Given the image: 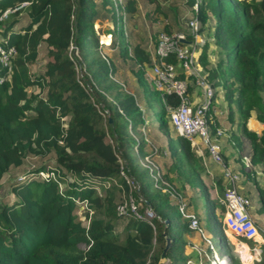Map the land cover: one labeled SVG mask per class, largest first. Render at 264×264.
<instances>
[{
    "label": "trees",
    "instance_id": "trees-1",
    "mask_svg": "<svg viewBox=\"0 0 264 264\" xmlns=\"http://www.w3.org/2000/svg\"><path fill=\"white\" fill-rule=\"evenodd\" d=\"M142 1L144 19L139 18L138 0H123L122 5L115 0H0V46L14 50L8 65L0 66V186L10 169L30 167L23 179L8 184L10 198L0 200V264H157L166 238L168 264H199L201 254L187 256L184 248L190 246L196 253L185 235L200 234L189 228L190 219L182 218L179 207L196 217L200 227L205 213V220L222 229L215 212L224 210L219 202L222 185L209 183L190 142L171 132L166 105L175 106L176 97L166 94L162 101L144 75L152 66L149 37L155 39L154 46L161 32L190 35L186 24L178 28V16L196 18L199 35L207 31L198 62L215 90L223 92L226 108L224 114L208 117L210 126L224 127L232 137L236 115L242 142L236 135L234 145L241 151L244 145L251 165L264 162V131L256 134L246 128L252 115L264 124V0ZM158 16L165 22L154 26ZM115 19L121 29L123 22V33L126 24L139 20V31L128 28L126 37L132 39L127 45L112 34L113 28L107 30L113 57H102L93 25ZM84 32L89 58L84 69L95 87L87 77L84 84L76 81L67 54L74 46L80 55ZM101 40L108 43V35ZM42 57L43 65L37 64ZM165 60L174 62L173 57ZM31 65L38 66L36 72ZM127 77L136 85L135 93L124 87ZM145 100L142 110L139 105ZM145 116L156 123L153 130L164 135L158 143L151 141L157 147L146 149L142 135L136 142L127 134V127L143 126ZM139 158L156 165L157 179L152 178L154 170L140 166ZM250 173H244L248 179ZM127 179L136 182L135 190ZM255 185L248 200L257 193L255 209L264 215V186ZM130 195L140 218L128 203L126 212L116 210ZM146 209L154 215L146 217ZM252 257L249 253L242 262L250 264ZM258 264H264V253Z\"/></svg>",
    "mask_w": 264,
    "mask_h": 264
},
{
    "label": "built area",
    "instance_id": "built-area-1",
    "mask_svg": "<svg viewBox=\"0 0 264 264\" xmlns=\"http://www.w3.org/2000/svg\"><path fill=\"white\" fill-rule=\"evenodd\" d=\"M196 6L197 4L194 3V10ZM186 25L191 35V40L188 44L182 43L186 39L182 32H172L171 34L161 32L158 35L156 43L150 49L152 66L145 72V75L162 96L172 94L176 97L177 103L175 106H166L170 124L181 136L189 140L194 148L198 144L196 141L200 142L207 156L220 166L224 181L223 192L219 198V202L224 206V211L222 212L223 230L224 232L227 231L233 234L234 241L231 242L232 250L239 260V263L244 264L239 249L244 244L247 252L253 256L250 264H254L260 260V249H258V245L262 240L259 237L256 224L249 213V200L238 191L237 183L239 175L224 165L220 155L221 137L224 134V129H212L206 118L214 95V89L204 74L201 73L197 61L198 46L202 43V39L197 32L199 22L193 17L186 21ZM108 40L110 41L109 35ZM101 42L104 46L108 45V43ZM13 53V48L5 49L0 46V66H7V57ZM67 54L73 61L76 81L80 85L84 84V75L86 72L78 51L74 46H69ZM167 57H173L174 62L166 61L165 58ZM176 66H179L182 70L183 78L178 76ZM189 79H192L194 87L200 91L201 98L197 102L190 99L188 91ZM86 91L90 92V88L87 85ZM243 159L245 165L249 166V160L246 157ZM41 175L45 177L44 174L41 173ZM130 182L131 184L133 183L132 181ZM129 205L133 211L132 203L130 202ZM122 209V206H118V213H122ZM179 210L182 216L189 217V228L198 231L204 241L209 244V239L199 228L196 217L184 214L182 205L179 207ZM144 215L146 217H152L154 214L150 209H146ZM134 216L136 218L141 217L136 212H134ZM193 248L197 253H200L195 245H193ZM210 251V264H215V262H218L219 257L211 246ZM186 263H190V261L188 260ZM199 264L201 263L199 262Z\"/></svg>",
    "mask_w": 264,
    "mask_h": 264
},
{
    "label": "rangeland",
    "instance_id": "rangeland-1",
    "mask_svg": "<svg viewBox=\"0 0 264 264\" xmlns=\"http://www.w3.org/2000/svg\"><path fill=\"white\" fill-rule=\"evenodd\" d=\"M116 1V3L118 4H120V5H122L123 4V0H115ZM157 1H159V2H164V0H157ZM178 3V7L180 6V1H177ZM138 4H137V8L140 10V16H139V18H141V19H144L143 18V13H144V8H143V1L142 0H138V2H137ZM122 13V12H121ZM119 11H118V17H119ZM188 17V15H184V16H178L176 19H177V22L179 21V23H177L178 24V28H180V29H185L186 28V21H187V18ZM122 21H124V19H123V16H122ZM174 21H175V18H174ZM173 21V22H174ZM111 22V21H110ZM139 20L138 21H131L130 22V24H129V26H127V24H126V29H125V32L123 33V31H122V29H124V24H123V22H122V29H121V21L120 20H118V19H115V21H113V22H111V23H108V22H103V23H101V24H99L97 21H95V23H94V25H93V28H94V31L96 32V35H97V37H98V45H97V53H98V55H100V56H104V57H106V58H109V57H113V55H111V52H112V49H111V47H110V44H109V46H104V45H102V42H101V39H100V35L102 34V33H106V34H108L109 36H110V34L107 32V30H112V28H113V30H112V34H114L115 36H117V39L120 41V42H125V41H127V45H128V42L130 41V39H132V37L131 38H127L126 36H129V34H128V28H130V30H132L131 32L133 33H135V32H137V31H139ZM143 22H144V24H147V22L145 21V20H143ZM161 22H165V19L164 18H162L161 16H158V18H157V20H155V21H153V25L155 26V25H160L161 24ZM171 22H172V18H171ZM108 24V25H107ZM151 27V26H150ZM119 32V33H118ZM126 33V34H125ZM160 34V33H159ZM158 34V35H159ZM207 34V31L204 29L203 30V32H202V37H203V39L205 40V36H207L206 35ZM153 36L155 37V32L153 33ZM156 38V37H155ZM153 40H155V39H151L150 37H149V42H148V47H149V49H147L148 51L153 47V44H152V41ZM206 41V40H205ZM86 42H87V33L86 32H84V34H83V37H82V43H81V46H80V56H81V58H82V61L85 63V66H87V62H89V58H88V55H87V47H86ZM129 47H130V45H129ZM211 50V49H210ZM211 53V52H210ZM209 59L211 60V63L213 64V62L215 63V61H214V59H213V57L212 56H210V54H209ZM197 60H198V57H197ZM216 60V59H215ZM45 61V57L43 58H40V60H38V62H37V64H39V65H43V62ZM36 64V65H37ZM36 65H31L30 66V70H31V72H36V70H37V67L38 66H36ZM200 71H201V73L202 74H204L203 73V71L200 69ZM86 74H85V77H87V78H89V80H90V77H89V74H88V71L86 70ZM120 72H121V70H117V79L121 82L122 81V77H121V75H120ZM204 76H205V74H204ZM148 79V78H147ZM149 80V79H148ZM190 80V79H189ZM209 82H210V84H211V81L210 80H208ZM90 82H91V80H90ZM119 82V83H120ZM92 84H93V86H94V83L93 82H91ZM190 85H192L193 87H194V85H193V81H192V79L190 80V84L188 85V87L190 86ZM95 87V86H94ZM128 91H130V92H134V89H136L137 87H136V85L133 83V81H132V79L131 78H129V77H127V80H126V85L124 86ZM215 89V88H214ZM216 92H217V95L215 94L214 95V100L213 101H215V98H217V96H219L220 94H221V92L220 91H218V89H216ZM135 93V92H134ZM149 97H150V95H148ZM146 100L143 102V104H141V105H139V106H141L140 108L143 110L144 109V107L146 106ZM99 106H101V104H99ZM167 119V118H166ZM144 120H145V124L143 125V126H135V128H133V129H128V127H127V134L131 137V138H133L134 139V141H139V138H142V136L144 137V139H146V142H144V147L146 148V149H149V148H152L151 146H154V147H157L155 144H153V143H151V141H153V142H159L163 137H164V135L158 130H153V128L151 127V126H155L156 125V123H154L153 121L152 122H149V119L147 118V116H145V118H144ZM168 120V119H167ZM167 123V122H166ZM168 124V123H167ZM171 132H175L174 131V129L171 127ZM142 135V136H141ZM154 137H158V141H156L155 139H154ZM232 141H234V140H236V135L235 134H232ZM106 141L107 142H111V140H110V138H109V136L108 135H106ZM164 142V141H163ZM148 144V145H147ZM133 145V147L134 148H136V146H135V144H132ZM233 145V144H232ZM149 146V147H148ZM248 159V158H247ZM249 160V159H248ZM28 161H29V159H28ZM28 165H29V163H27ZM139 164H140V166L142 167V168H147V167H149V169L150 170H154L155 172L153 173V175H152V178L153 179H157L158 178V172H157V167H156V165L154 164V163H150V162H148V161H146V160H144V159H141V158H139ZM30 167L29 166H27V165H22L21 167H19V168H12V169H10L9 171H8V173L2 178V182H1V186H0V200H8L9 198H10V194H9V187H8V184L11 182V181H14L15 179L16 180H21V179H23L24 178V176H25V171H27V169H29ZM24 174V175H23ZM128 180V186L130 187V189L131 190H135L136 188H137V184H136V182H134V183H129L130 182V180L129 179H127ZM60 188H63V184H61L60 185ZM185 193H186V196H190V194H191V190L189 189V188H186V190H185ZM213 195H214V193H213ZM169 198H170V200L172 199V196L170 195L169 196ZM186 199V198H185ZM133 200V202H134V198L130 195V197L128 198V201L126 202V203H122V204H118L117 206H116V210H117V207L118 206H122L123 207V209H122V213H124V212H126V204L128 203V207H129V204H130V202ZM182 204H185V200H182ZM179 205V204H178ZM205 208V206L203 207L202 206V209H204ZM80 210H81V207H79V208H76L75 209V211L79 214V212H80ZM117 212H118V210H117ZM134 212H135V210H133L132 211V213L134 214ZM216 213H217V215H218V218H219V220H220V222H221V220H222V215H221V213H220V211L218 210V209H216V211H215ZM204 215H205V213H203ZM202 214V216H203V222H202V226H201V228L203 229V232L205 233V235L209 238V244L208 243H206L204 240H202L199 236H198V234L197 233H194L193 235H185V238H186V240L188 241V239L191 241V239H193V238H196L198 241H199V244L198 243H196V245H195V247L197 248V250L200 252V253H197V251H196V253H194L193 251H192V249H190V246H186L185 248H184V251H185V253L187 254V256L189 255V254H192V256H195V257H198L199 256V254H201L200 255V258H199V262H201L202 264H209V258L207 259V257H210V249H209V247L211 246V247H214L215 248V250L217 251V253L220 255V256H222V255H224V254H227V255H229V258H230V260H231V264H239V260L236 258V255L234 254V252L233 251H231L226 245H225V243H224V240H223V235H222V232H221V228L218 226V225H215V223H212L211 221H207V220H205L204 219V215ZM182 218H183V216H182ZM253 219V218H252ZM254 220V222L255 223H257L256 221H255V219H253ZM222 226V225H221ZM223 234L225 235V237L228 239V240H231V241H234V238H233V234H231V233H229V232H223ZM264 236V235H263ZM189 242V241H188ZM193 243V242H192ZM192 243H190L191 245H192ZM79 247L80 248H84V245L83 244H79ZM259 248L260 249H264V245H259ZM206 254H204V253ZM263 253L264 252H261V261L259 260V262H262V260H263ZM191 260V259H190ZM222 261H224V262H226L227 264H228V262H227V260L225 259V258H223V259H221L220 260V262H222ZM194 262L195 261H193V260H191L190 261V263H186V262H184V264H194ZM219 262V263H220ZM259 262H257V264L259 263ZM218 263V264H219ZM221 264V263H220ZM254 264H256V263H254Z\"/></svg>",
    "mask_w": 264,
    "mask_h": 264
},
{
    "label": "crops",
    "instance_id": "crops-1",
    "mask_svg": "<svg viewBox=\"0 0 264 264\" xmlns=\"http://www.w3.org/2000/svg\"><path fill=\"white\" fill-rule=\"evenodd\" d=\"M188 91L190 94V99L193 100L194 102H197L201 98L200 91L197 88L193 87L192 85L189 86ZM220 91H221V89H220ZM224 100H225L224 94L221 91V94L219 96H217V98H215V101L213 103L211 110L208 111V116L210 118H212L213 115L219 116V115H222L225 113L226 108H225ZM233 118H234V120H233V124H232V128H231V132L233 134L239 136L240 141L242 142V136H241L242 129H241L240 122L238 121V118L236 117V115H234ZM213 122H214V120H213ZM249 124L252 125V128L249 127ZM215 126L216 125H214L212 127H215ZM246 128L255 132L256 134H258L261 131H264V124L260 123L252 115L246 121ZM225 134H226V136H224L221 140V144H222L221 145V156H222L223 162L227 166H229L233 171L239 173L240 178L238 181V190L242 194L247 196V198H248L251 191L254 190V187L256 186L255 184H257L258 186H264V162L256 164V165H251V167L246 170L243 167L244 163L242 160V157L247 155L246 151H244L245 150L244 145L242 144V151H241V149L237 145L236 146L234 145V142L232 141L233 139L230 136V134L228 133V131L225 130ZM196 142L198 144L196 145V148H194V151L196 152V155H198L202 159L203 166L205 168V172L207 173L208 179L210 180L209 183L213 187L217 183L221 184L223 187L224 181H223V178L221 175L220 166L218 164L214 163L207 156V154L204 152L203 145L198 141H196ZM198 150H199V152H198ZM250 170L253 171V174L250 173ZM245 172L250 173V174H248L251 177L250 179H248V176L244 174ZM253 184H254V186H253ZM213 190L215 192V188ZM250 200H251V202L249 203L250 204L249 213L252 216V218L255 219V221L257 222L255 224H256V227L258 229L259 236L262 239L263 244H264V236H263L264 235V215L262 213L256 212V209H255L259 205L258 194L255 193L251 197ZM188 241L190 243L193 242L192 243L193 245H196V243L199 244V241L196 238L191 239V241L188 239ZM246 249H247L246 246L242 247L243 259H246L249 257V252H247Z\"/></svg>",
    "mask_w": 264,
    "mask_h": 264
},
{
    "label": "clouds",
    "instance_id": "clouds-1",
    "mask_svg": "<svg viewBox=\"0 0 264 264\" xmlns=\"http://www.w3.org/2000/svg\"><path fill=\"white\" fill-rule=\"evenodd\" d=\"M109 34H110V40H111V33H110V31H107ZM188 33H190L189 32V30H188ZM102 35H106V33H102L101 35H100V39H101V36ZM184 35H185V37H186V39L185 40H183V41H187V42H189L190 40H191V35H188V34H185L184 33ZM201 37V36H200ZM201 39H202V43L198 46V51H199V48H200V46L203 44V42H204V39L201 37ZM102 41V40H101ZM182 41V43H184ZM109 44H110V41H109V43H108V45H106V46H109ZM184 44H188V43H184ZM149 54H150V50H149ZM80 56V55H79ZM197 57H198V55H197ZM81 58V57H80ZM198 61V60H197ZM83 62V61H82ZM84 64V63H83ZM198 64H199V62H198ZM200 66V65H199ZM177 67V66H176ZM179 67V66H178ZM180 68V67H179ZM200 69H201V67H200ZM202 70V69H201ZM147 71V70H146ZM146 71H144V75H145V72ZM85 72H86V70H85ZM87 73V72H86ZM146 76V75H145ZM84 80H85V75H84ZM85 83V82H84ZM211 86H212V84H211ZM89 87V86H88ZM213 87V86H212ZM90 88V87H89ZM189 88V87H188ZM213 89H214V87H213ZM220 91V90H219ZM221 92V91H220ZM217 95V92H216V90L214 89V95ZM214 95H213V98H212V102H211V104L214 102L213 100H214ZM162 101H164V97L162 96ZM167 106V105H166ZM211 106V105H210ZM210 110V107H209V109H208V111ZM105 112V114L104 115H108V112L107 111H104ZM208 112H207V114H206V118H207V120H208ZM166 118L168 119V117H167V111H166ZM169 122V121H168ZM209 122V121H208ZM170 123V122H169ZM171 125V124H170ZM210 125V124H209ZM172 126V125H171ZM174 128V127H173ZM212 128V127H211ZM215 128H223V127H215ZM212 129H214V128H212ZM224 129V128H223ZM174 130H175V128H174ZM249 130V129H248ZM176 131V130H175ZM177 132V131H176ZM178 133V132H177ZM179 134V133H178ZM259 134V133H258ZM180 135V134H179ZM224 136H226V134H225V129H224V134H223V136L221 137V140H222V138L224 137ZM189 141V140H188ZM190 142V141H189ZM191 144V143H190ZM222 145V144H221ZM192 146V145H191ZM193 147V146H192ZM193 149H194V147H193ZM204 152H205V150H204ZM206 153V152H205ZM220 155H221V150H220ZM222 157V156H221ZM245 157V156H244ZM244 157H242V160H243V163H244ZM247 158V157H246ZM145 160H147V159H145ZM223 160V159H222ZM224 163V162H223ZM224 165H226L225 163H224ZM227 166V165H226ZM227 167H229V166H227ZM244 167L245 168H250L251 167V164L249 163V166H246L245 165V163H244ZM230 168V167H229ZM231 169V168H230ZM235 172V171H234ZM237 173V172H236ZM238 174V173H237ZM222 175V174H221ZM239 175V174H238ZM239 178H240V176H239ZM239 181V180H238ZM224 187V186H223ZM223 187H222V192H223ZM237 188H238V183H237ZM239 191V190H238ZM222 195V194H221ZM221 195H220V197H221ZM244 195V194H243ZM219 197V198H220ZM247 197V196H246ZM221 204V203H220ZM224 207V206H223ZM249 207H250V204H249ZM224 211V210H223ZM221 215H222V213H221ZM252 217V216H251ZM255 223V222H254ZM199 225V224H198ZM221 225H222V220H221ZM199 228L202 230V228L199 226ZM193 230V229H192ZM258 230V229H257ZM222 231L224 232V230H223V225H222ZM198 232V231H197ZM202 232H203V230H202ZM203 234L205 235V233L203 232ZM259 234V233H258ZM206 236V235H205ZM207 237V236H206ZM260 237V236H259ZM200 238L202 239V240H204L201 236H200ZM208 238V237H207ZM209 239V238H208ZM262 240V239H261ZM228 242H229V244H230V250L232 249V244H231V240H227ZM210 242V241H209ZM263 244V241L259 244V245H262ZM259 245H258V249H260L259 248ZM209 249H210V247H209ZM213 250L215 251V253L217 254V256L219 257L218 258V262H215V264H218L219 262H220V260L221 259H223V258H225L226 260H227V262H228V264H231V260H230V258H229V255H227V254H224V255H222V256H220L218 253H217V251L215 250V248L213 247ZM231 251H233V250H231ZM235 254V253H234ZM209 258V259H208ZM237 258V257H236ZM207 259L209 260V264H210V260H211V251H210V257H207ZM260 259H261V249H260ZM259 262V261H258ZM201 263V262H200ZM257 263V262H256ZM202 264V263H201ZM240 264V263H239Z\"/></svg>",
    "mask_w": 264,
    "mask_h": 264
},
{
    "label": "water",
    "instance_id": "water-1",
    "mask_svg": "<svg viewBox=\"0 0 264 264\" xmlns=\"http://www.w3.org/2000/svg\"><path fill=\"white\" fill-rule=\"evenodd\" d=\"M183 42L184 43H189L187 41H183ZM108 121H110V119H108ZM169 242H170V239L166 238L165 239V243H164V247L162 248V250H161V252L159 254V258H158L157 264H168L167 258H166V251L168 249Z\"/></svg>",
    "mask_w": 264,
    "mask_h": 264
},
{
    "label": "bare ground",
    "instance_id": "bare-ground-1",
    "mask_svg": "<svg viewBox=\"0 0 264 264\" xmlns=\"http://www.w3.org/2000/svg\"><path fill=\"white\" fill-rule=\"evenodd\" d=\"M220 263H221V264H227V263H226V262H224V261H222V262H220ZM220 263H219V264H220Z\"/></svg>",
    "mask_w": 264,
    "mask_h": 264
}]
</instances>
